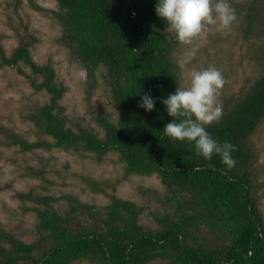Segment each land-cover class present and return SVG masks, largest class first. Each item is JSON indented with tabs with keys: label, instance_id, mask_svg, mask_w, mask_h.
I'll list each match as a JSON object with an SVG mask.
<instances>
[{
	"label": "trees",
	"instance_id": "obj_1",
	"mask_svg": "<svg viewBox=\"0 0 264 264\" xmlns=\"http://www.w3.org/2000/svg\"><path fill=\"white\" fill-rule=\"evenodd\" d=\"M55 1L62 40L86 71L90 89L98 75L102 78L115 115L97 118L102 136L89 126H68L59 103L68 89L57 82L51 64L32 60L30 46L36 39L28 35L10 55L0 44V64L17 68L35 91L49 95L30 118L53 141L10 139L24 151L73 150L97 160L115 153L125 165V177L157 176L168 205L154 213L150 227L141 222L143 207L113 195L97 208L68 194L62 197L66 210L56 209L58 198L51 195L31 196L39 204L33 208L38 237L25 241L0 230V264H264L258 154L249 141L264 118V72L226 101L221 118L206 126L218 142L234 146L236 164L229 169L218 155L206 160L194 143L163 132L172 118L161 101L181 85L172 56L176 42L155 12L157 0ZM242 12L247 30L264 22L261 0H247ZM258 53L264 60L262 47ZM146 92L155 99L152 112L138 107Z\"/></svg>",
	"mask_w": 264,
	"mask_h": 264
},
{
	"label": "rangeland",
	"instance_id": "obj_2",
	"mask_svg": "<svg viewBox=\"0 0 264 264\" xmlns=\"http://www.w3.org/2000/svg\"><path fill=\"white\" fill-rule=\"evenodd\" d=\"M246 1L229 0L237 20L227 35L213 27L211 31H202L190 44H183L171 33L176 42L172 56L181 87L189 85L190 71L214 65L225 80L218 93L223 111L226 101L240 96L264 72V60L258 53L260 47L264 49V22L246 29L241 13ZM261 1L264 8V0ZM56 11L55 0H0V44L10 55L21 37L33 36L36 41L30 46L32 60L41 65L51 64L57 82L68 89L59 102L65 107L68 126L74 130L89 126L102 136L97 118L115 115L109 90L99 75L94 88H89L86 71L62 40ZM191 49L196 50L195 56L190 63L182 64L181 60ZM20 68L30 73L27 67L21 65ZM40 81L38 78L37 82ZM48 99L49 95L35 91L17 68L0 64V230L25 241L37 238L33 208L39 204L30 200L31 196L51 195L58 198L55 208L66 210L67 202L62 197L68 194L97 208L108 204L111 195L130 200L144 208L141 222L154 227V213L163 212L168 205L166 191L157 176L125 177L124 163L112 152L97 160L94 154L81 151H47L43 147L24 151L13 144L12 136H19L28 143L53 141L39 133L30 118ZM249 141L258 154L256 195L264 216V118Z\"/></svg>",
	"mask_w": 264,
	"mask_h": 264
},
{
	"label": "clouds",
	"instance_id": "obj_3",
	"mask_svg": "<svg viewBox=\"0 0 264 264\" xmlns=\"http://www.w3.org/2000/svg\"><path fill=\"white\" fill-rule=\"evenodd\" d=\"M155 12L167 22L175 39L183 44H190L202 31H211L213 27L227 35L237 20L229 0H157ZM195 54V49L189 50L181 63H190ZM189 78L187 87H177L161 101L172 118L163 132L173 139L194 143L197 154L206 160L218 155L230 169L236 164L232 156L234 146L228 141L218 142L206 129L222 116L218 93L225 83L223 74L214 65H209L190 71ZM138 107L148 112L155 110V99L150 92L141 95Z\"/></svg>",
	"mask_w": 264,
	"mask_h": 264
}]
</instances>
